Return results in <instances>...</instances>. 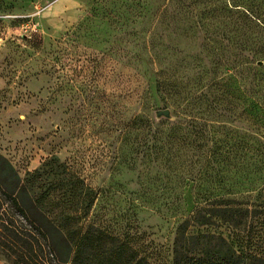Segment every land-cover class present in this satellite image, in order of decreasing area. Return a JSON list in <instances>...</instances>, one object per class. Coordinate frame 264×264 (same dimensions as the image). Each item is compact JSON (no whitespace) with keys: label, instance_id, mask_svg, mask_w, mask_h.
I'll use <instances>...</instances> for the list:
<instances>
[{"label":"rangeland","instance_id":"obj_1","mask_svg":"<svg viewBox=\"0 0 264 264\" xmlns=\"http://www.w3.org/2000/svg\"><path fill=\"white\" fill-rule=\"evenodd\" d=\"M0 154L93 191L68 264H173L182 226L264 256V0H0Z\"/></svg>","mask_w":264,"mask_h":264},{"label":"trees","instance_id":"obj_2","mask_svg":"<svg viewBox=\"0 0 264 264\" xmlns=\"http://www.w3.org/2000/svg\"><path fill=\"white\" fill-rule=\"evenodd\" d=\"M48 167L58 168L49 161L22 178L0 154V246L9 256L27 258L42 239L61 264H68L72 255L75 263L82 246L86 248L98 232L90 215L95 195L72 179L49 180ZM226 210L223 203H213L199 210L192 221L199 227L213 226L212 221L221 220ZM118 260L123 262L122 256ZM125 264L149 263L132 257ZM173 264H264V256L237 251L221 234H188L182 226Z\"/></svg>","mask_w":264,"mask_h":264},{"label":"water","instance_id":"obj_3","mask_svg":"<svg viewBox=\"0 0 264 264\" xmlns=\"http://www.w3.org/2000/svg\"><path fill=\"white\" fill-rule=\"evenodd\" d=\"M169 114H170V112H169L168 110H165V111H159V112H158V115H159V116L164 115V116L168 117Z\"/></svg>","mask_w":264,"mask_h":264}]
</instances>
